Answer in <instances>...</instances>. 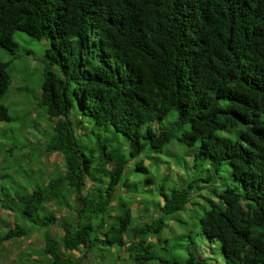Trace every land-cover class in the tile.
Instances as JSON below:
<instances>
[{
  "label": "trees",
  "instance_id": "1",
  "mask_svg": "<svg viewBox=\"0 0 264 264\" xmlns=\"http://www.w3.org/2000/svg\"><path fill=\"white\" fill-rule=\"evenodd\" d=\"M17 32L46 41L30 123L52 121L45 150L65 166L33 187L0 172V201L60 227L49 264H264V0H0L13 57ZM12 81L0 58V125L23 128ZM182 157V172L161 170ZM75 195L81 207L57 218ZM170 221L183 231L165 236ZM30 232L18 224L0 242Z\"/></svg>",
  "mask_w": 264,
  "mask_h": 264
},
{
  "label": "rangeland",
  "instance_id": "2",
  "mask_svg": "<svg viewBox=\"0 0 264 264\" xmlns=\"http://www.w3.org/2000/svg\"><path fill=\"white\" fill-rule=\"evenodd\" d=\"M14 39L18 44L16 57L2 49L0 50V58L12 63L13 81L8 104L14 115H27L28 118L23 128L19 127L20 123L18 122L0 125V127L4 128V132H7L5 137L0 134V141L8 144L6 147L7 151L0 158V172H5L6 169L11 167L9 172L14 176V179L11 182H8L7 179L5 184L12 186L16 180L28 182L27 184L33 187L35 179L46 182L63 170L65 164L61 153L55 151L49 153L45 150L44 141L49 134L48 132L51 131L50 125L52 121L45 119L37 124L30 123L32 120L39 118L38 99L41 91L39 89V81L43 66L41 58L44 56L46 41H36L24 32H17L14 35ZM5 138L17 139V147L13 150H8L10 148V140L6 141ZM23 143H27L25 148H22ZM179 157L181 158V155ZM187 160L189 161L188 157H182L181 161L179 158H175L170 165L163 162L161 170H168L173 174H178L183 170L182 162H187ZM22 171H25L26 174L28 173L31 178L25 181ZM88 190L93 191V187L88 186ZM132 196H135L137 200L143 198L142 195L137 193H133ZM10 198H12L11 194ZM149 198L144 197L147 200ZM200 204H205L202 198L200 199ZM10 206L15 209H11ZM80 207L81 204L77 196H72L68 208L57 213L56 216L59 218L61 214L73 215ZM55 208L56 205L54 203H49L46 205L45 210L54 211L56 210ZM21 209L22 205L12 199H10L9 203L0 201V232H7L18 224L31 228V232L28 235L13 237L0 242V264H49V256L44 252L46 237L49 235L60 239L62 234L60 227L57 225L50 228L33 226L29 221L22 220L18 212ZM171 231L181 232L183 230L175 221H170L169 228L165 231V236H170ZM65 252L75 256L83 254V251L78 250ZM206 252L208 251L206 250ZM99 262L98 253L90 254L85 258L86 264H98Z\"/></svg>",
  "mask_w": 264,
  "mask_h": 264
}]
</instances>
